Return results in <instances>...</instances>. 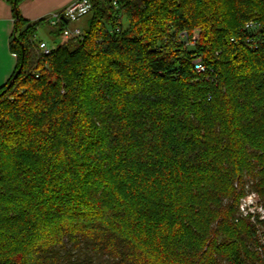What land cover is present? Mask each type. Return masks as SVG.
<instances>
[{"label":"trees","instance_id":"trees-1","mask_svg":"<svg viewBox=\"0 0 264 264\" xmlns=\"http://www.w3.org/2000/svg\"><path fill=\"white\" fill-rule=\"evenodd\" d=\"M18 2L9 49L23 66L0 87V264L251 258L255 223L235 215L247 193L264 199V45L243 26L264 36V0H91L78 38ZM40 29L62 39L49 55Z\"/></svg>","mask_w":264,"mask_h":264},{"label":"crops","instance_id":"crops-1","mask_svg":"<svg viewBox=\"0 0 264 264\" xmlns=\"http://www.w3.org/2000/svg\"><path fill=\"white\" fill-rule=\"evenodd\" d=\"M72 1L74 0H19L18 11L23 19L35 22L42 18H48L53 12L62 11ZM12 2L13 0H0V87L13 74L17 64L16 55L9 49V42L12 38L14 27ZM41 30L38 31V34ZM40 39L50 42L49 39Z\"/></svg>","mask_w":264,"mask_h":264},{"label":"built area","instance_id":"built-area-1","mask_svg":"<svg viewBox=\"0 0 264 264\" xmlns=\"http://www.w3.org/2000/svg\"><path fill=\"white\" fill-rule=\"evenodd\" d=\"M115 3V2H114ZM92 3L91 0H74L70 2L68 5L64 7L62 11L53 12L49 15L47 18L48 22L51 25L56 24L61 19H67L68 21H76L80 17H83L88 14L89 10L91 9ZM259 27V24L256 20H249L247 21L244 26L243 30L246 32L245 42L253 48H257L259 46L264 45V36L258 35L255 36L257 33V29ZM82 34V30L79 28H65L63 30V37L64 38H78ZM182 40L185 41V45L192 46L196 42V39L198 37V34L194 31L193 37L190 40H186L184 38V34H181ZM231 41H234L233 38H231ZM37 51L41 55H49L52 51L56 49V44L51 42H47L45 40L38 41L36 45ZM194 68L197 72H204L205 67L201 61L200 57H196L193 60ZM37 76V74H36Z\"/></svg>","mask_w":264,"mask_h":264},{"label":"rangeland","instance_id":"rangeland-1","mask_svg":"<svg viewBox=\"0 0 264 264\" xmlns=\"http://www.w3.org/2000/svg\"><path fill=\"white\" fill-rule=\"evenodd\" d=\"M69 27L78 26L80 30L83 29V27L86 24L85 17H80L76 21H68L67 22ZM196 32V30H195ZM197 33V32H196ZM198 34V33H197ZM38 38H44L49 39L46 31L41 30L38 34ZM61 37L58 38L56 41H52L53 43H59L61 42ZM51 43V40L50 42ZM262 196L259 194V192L252 191L250 193H247L244 197L241 198L239 203V212L236 213L235 217H240L239 219H247L250 223H255V234L257 237L258 245L256 247H249V250L255 255L251 256V258H246L245 253L242 252V255L240 256L241 262L243 261V264H264V222H259L254 217V214L258 213L259 219H264V209L261 206V203L263 202ZM253 215H250V214ZM250 242V241H249ZM219 264H226L225 261L220 262Z\"/></svg>","mask_w":264,"mask_h":264},{"label":"water","instance_id":"water-1","mask_svg":"<svg viewBox=\"0 0 264 264\" xmlns=\"http://www.w3.org/2000/svg\"><path fill=\"white\" fill-rule=\"evenodd\" d=\"M64 21L65 22H68L67 19L64 18ZM196 32L199 34L200 33V30L199 29H196ZM22 66H23V63L21 62L19 67L16 69V71L14 72L12 78L10 79L8 85H7V88L11 86V84L14 82V80L18 77V75L21 73V70H22Z\"/></svg>","mask_w":264,"mask_h":264}]
</instances>
